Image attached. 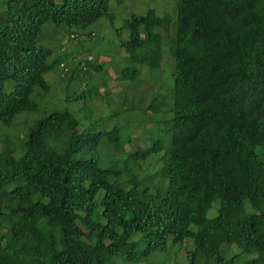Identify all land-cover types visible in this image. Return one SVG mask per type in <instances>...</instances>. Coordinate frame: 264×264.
Returning <instances> with one entry per match:
<instances>
[{
    "label": "trees",
    "instance_id": "trees-1",
    "mask_svg": "<svg viewBox=\"0 0 264 264\" xmlns=\"http://www.w3.org/2000/svg\"><path fill=\"white\" fill-rule=\"evenodd\" d=\"M3 3L0 125L37 110L32 89L46 93L55 66L64 101L83 99L101 67L84 43L108 18L107 0ZM172 5L170 15H130L116 31L126 35L123 77L157 70L162 44L172 58L165 95L153 85L151 97L161 130L144 150L102 167V133L51 111L0 152V264H264V0ZM48 22L78 48L50 59L37 45ZM75 85L80 94H67ZM183 243L181 262L170 263Z\"/></svg>",
    "mask_w": 264,
    "mask_h": 264
},
{
    "label": "rangeland",
    "instance_id": "rangeland-1",
    "mask_svg": "<svg viewBox=\"0 0 264 264\" xmlns=\"http://www.w3.org/2000/svg\"><path fill=\"white\" fill-rule=\"evenodd\" d=\"M172 3L173 0H107L108 18L103 17L88 28L94 37L84 43L88 46L90 56L94 57V64L101 66L99 72H92L81 86V89H87L89 93L76 102H65V81L60 77L62 70L55 66L43 75L48 91L41 92L37 87L32 89L30 100L37 110L17 115L10 126L0 125V152L5 146H17L36 121L51 111H67L78 120L81 129L91 126L94 132L102 133L96 156L102 167L111 166V162L118 160L123 154L144 150L153 136L158 135L161 130L157 123L163 117L162 109L158 115L159 111L153 106L151 97L153 99V85L156 87L155 92L160 96L165 95L170 84L172 58L170 57V61L168 49L162 44L157 70L150 71L145 66H137V78L123 77L121 70L126 68L125 54L119 48V41L125 40L126 35L118 36L116 31L130 15L141 16L147 11H153L158 17L165 13L170 15L173 11ZM3 8V0H0V12ZM170 35L171 33L167 34ZM163 43H166L164 36ZM37 45L51 50L50 59L62 53H71L79 46L74 41H68L64 28H55L49 22L43 25ZM82 59H85L84 54L75 56V61ZM86 59L91 60V57ZM64 67L70 69L72 62H67ZM9 89L10 84H5L4 90ZM79 89L75 85L68 88L66 93L80 94ZM109 138H115L114 143ZM12 155L18 158L20 150ZM180 245H175L168 254L170 263L181 262L186 247L185 243ZM179 247L181 249L177 250Z\"/></svg>",
    "mask_w": 264,
    "mask_h": 264
},
{
    "label": "clouds",
    "instance_id": "clouds-1",
    "mask_svg": "<svg viewBox=\"0 0 264 264\" xmlns=\"http://www.w3.org/2000/svg\"><path fill=\"white\" fill-rule=\"evenodd\" d=\"M70 40V36H69V38H68V41ZM70 42V41H69ZM60 67V66H59ZM61 68V67H60ZM62 71L64 72V69H63V67H62Z\"/></svg>",
    "mask_w": 264,
    "mask_h": 264
},
{
    "label": "built area",
    "instance_id": "built-area-1",
    "mask_svg": "<svg viewBox=\"0 0 264 264\" xmlns=\"http://www.w3.org/2000/svg\"><path fill=\"white\" fill-rule=\"evenodd\" d=\"M70 39H72V36H70Z\"/></svg>",
    "mask_w": 264,
    "mask_h": 264
}]
</instances>
